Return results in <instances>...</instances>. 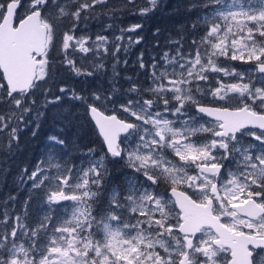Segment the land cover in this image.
<instances>
[{"label": "snow or ice", "instance_id": "obj_1", "mask_svg": "<svg viewBox=\"0 0 264 264\" xmlns=\"http://www.w3.org/2000/svg\"><path fill=\"white\" fill-rule=\"evenodd\" d=\"M107 4L0 0V162L23 129L37 136L50 111L59 121L19 173L30 183L20 210L15 195L0 202V264H264V0H187L195 18L147 60L142 49L131 76L119 66L144 42L143 24L93 39L88 22ZM160 7L122 0L119 17ZM117 18L110 11L101 31ZM64 72L106 76L109 88L77 90L58 82ZM93 123L102 140L85 151L77 140ZM33 196L46 207L35 218Z\"/></svg>", "mask_w": 264, "mask_h": 264}, {"label": "trees", "instance_id": "obj_2", "mask_svg": "<svg viewBox=\"0 0 264 264\" xmlns=\"http://www.w3.org/2000/svg\"><path fill=\"white\" fill-rule=\"evenodd\" d=\"M186 3L187 0H161V7L149 17L143 18L141 20V22L145 24L143 34L145 40L142 44L132 48V51L128 56V65L127 67L123 66V71H128L130 74L135 75L139 66L134 62L136 61L142 49L145 52L147 49L148 54L144 57L145 60H147L149 58L150 52L156 51L154 44L157 39L159 40L161 47H163L165 44V38L169 33H174L178 25L190 24L191 20H193L192 16L194 17V15H189L184 10L183 6ZM109 17L110 15L106 19H109ZM123 18L124 15L119 18V25H122ZM156 29H160V34L158 37L153 35V32ZM32 127H34V125H30L28 128L22 130L19 139L20 149L15 153V155L11 156L7 161L0 162V202H2L8 196L15 195V205L17 211L20 210L23 202L29 196L28 189L30 187V184H25L22 187L17 184L16 181L18 179L19 173L25 166H27L28 170H30L35 165L36 161L41 158L43 151L38 147V140L39 138H42L44 141L45 133L40 132L39 134L38 132L37 136L33 137L31 135ZM94 141H101L95 127L93 124L91 126H85L80 132L77 143L80 145L81 149L86 151L89 147H98V143L95 145L92 143ZM72 159L79 163L82 157L77 153L72 157ZM117 166L118 164L111 165L115 178L119 180L116 176V173H118ZM5 168L7 171L3 172V169ZM9 207H11V202L9 203ZM41 210L42 208L40 207L39 197L33 196L30 204L28 205V211L31 214L39 215Z\"/></svg>", "mask_w": 264, "mask_h": 264}, {"label": "rangeland", "instance_id": "obj_3", "mask_svg": "<svg viewBox=\"0 0 264 264\" xmlns=\"http://www.w3.org/2000/svg\"><path fill=\"white\" fill-rule=\"evenodd\" d=\"M142 2H143V0H138V3H142ZM121 3H122V0H108V4H107V7L106 8H104V9H97V12H103V14L100 16V18L98 20H92L93 22L90 20V24L88 22V28H87V31L91 34V36H92L93 39H95V35L99 32L100 34L107 35L109 37V39L111 40V39H113L114 34L115 35H119V29L121 27H125L126 28V27L131 26L134 23H142L141 22L142 19L139 16L129 15V14L125 13L124 14V18H123L122 25H119L118 24V22L120 21V19H119L120 18L119 17V10H120L119 9V5ZM113 5H115L116 7L113 8ZM110 11H116L117 14H118V18L114 21L116 27H115V29H113V31L102 32L101 29H102L103 26L107 25L110 22H113L110 19V17H109V19H106L110 15ZM192 19H194L193 16H192ZM144 27H145V24H143V30H142V32H140L141 35L144 34ZM126 41H127V36H125V42ZM147 54H148V52H147V49H146L145 56H147ZM85 55L86 54H83V53H77V56L78 57H83ZM88 56H89V59L92 58L90 54H88ZM122 57H123V54H122ZM231 63H233L234 65H236L241 70H244V69H246L248 67L247 65H244L240 61L231 62ZM111 64H112V61H111V57L109 56V58H108L109 69H111ZM84 67L85 68H88V67H90V64L85 63L84 64ZM119 68H120L121 76H124V75H130L131 76L132 75L128 71H123V62L122 61H121V65L119 66ZM227 79L228 78H225V80H227ZM59 80H66L70 87L75 88L77 90H80V89L83 88L86 91H93V90H96V89L101 88V87H103L105 90H107L109 88V84H108V80H107V77L106 76L105 77H99L98 76L96 78H88L86 83H82V79L81 78L71 76L67 72H64V73L61 74L60 77H58V82H59ZM229 82H238V81H229ZM120 84H121L122 87H127L128 86L123 81V79H121ZM66 103H69V101H67V99H66ZM61 108L64 109V105H61ZM64 110H66V109H64ZM72 111H76V108L73 107ZM70 116H71V113H69L68 116L65 117V119H69ZM52 117H53V112L50 111L49 114H48V118L43 121L42 126H41L40 130L38 131L39 134H40V132L41 133H43V132L45 133V135H44V141H43L42 138H39V140H38L39 141L38 147H39V149L41 148V150H43L41 157L47 152L48 147H49V142L46 139L47 136L49 134H53L55 132V128L53 127V124L54 123L59 124V121L57 120V121L54 122ZM81 119H82V113H81V116H78L77 117V120H81ZM93 126H94V124H93ZM76 130H77V125L73 124V127L70 130V133L68 132V140H69V146L70 147H71V141H72V133L74 131H76ZM100 140H102L101 137H100ZM34 167H35V165L30 170H28V172L30 173L31 170H33ZM118 169H120V165L117 166V172L118 173H116V176L118 177V179H120L124 175V170H118ZM35 197H37V196H35ZM43 211H46V207L43 208L40 211L39 215H37V214H31V215H32L33 218H35L37 216L42 215L43 214Z\"/></svg>", "mask_w": 264, "mask_h": 264}, {"label": "water", "instance_id": "obj_4", "mask_svg": "<svg viewBox=\"0 0 264 264\" xmlns=\"http://www.w3.org/2000/svg\"><path fill=\"white\" fill-rule=\"evenodd\" d=\"M94 124V123H93ZM97 132H98V130H97Z\"/></svg>", "mask_w": 264, "mask_h": 264}]
</instances>
